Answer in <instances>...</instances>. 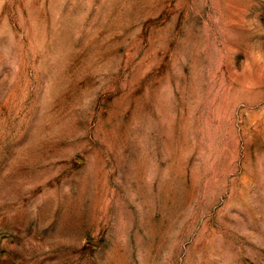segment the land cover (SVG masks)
Returning a JSON list of instances; mask_svg holds the SVG:
<instances>
[{"label":"rangeland","instance_id":"rangeland-1","mask_svg":"<svg viewBox=\"0 0 264 264\" xmlns=\"http://www.w3.org/2000/svg\"><path fill=\"white\" fill-rule=\"evenodd\" d=\"M0 264H264V0H0Z\"/></svg>","mask_w":264,"mask_h":264},{"label":"bare ground","instance_id":"bare-ground-1","mask_svg":"<svg viewBox=\"0 0 264 264\" xmlns=\"http://www.w3.org/2000/svg\"><path fill=\"white\" fill-rule=\"evenodd\" d=\"M235 1V0H234ZM247 1V0H246ZM245 2V1H244ZM237 3H239L238 1H237ZM231 6V5H230ZM239 7V6H238ZM242 7V6H241ZM239 9V8H238ZM232 11V10H231ZM244 11V10H243ZM245 12V11H244ZM246 13V12H245ZM229 14H231V13H229ZM232 20V19H231ZM242 20V19H241ZM243 21H244V19H243ZM234 22V21H233ZM235 22H236V20H235ZM241 22V21H240ZM226 23V22H225ZM233 31V30H232ZM231 38V37H230ZM239 40V39H238ZM250 92V91H249ZM236 96V95H235ZM246 96V95H245ZM244 96V97H245ZM191 123V122H190Z\"/></svg>","mask_w":264,"mask_h":264}]
</instances>
